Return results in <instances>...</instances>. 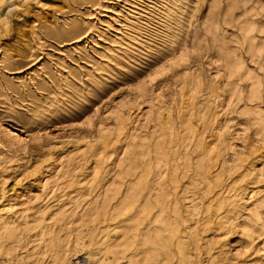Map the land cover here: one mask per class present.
Here are the masks:
<instances>
[{
    "label": "rangeland",
    "instance_id": "1",
    "mask_svg": "<svg viewBox=\"0 0 264 264\" xmlns=\"http://www.w3.org/2000/svg\"><path fill=\"white\" fill-rule=\"evenodd\" d=\"M0 264H264V0H0Z\"/></svg>",
    "mask_w": 264,
    "mask_h": 264
}]
</instances>
